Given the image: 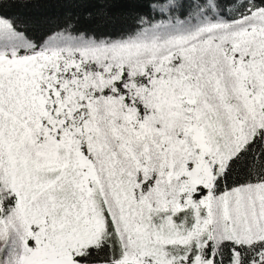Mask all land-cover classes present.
<instances>
[{
    "label": "snow or ice",
    "instance_id": "obj_1",
    "mask_svg": "<svg viewBox=\"0 0 264 264\" xmlns=\"http://www.w3.org/2000/svg\"><path fill=\"white\" fill-rule=\"evenodd\" d=\"M0 264H264V0H0Z\"/></svg>",
    "mask_w": 264,
    "mask_h": 264
},
{
    "label": "trees",
    "instance_id": "obj_2",
    "mask_svg": "<svg viewBox=\"0 0 264 264\" xmlns=\"http://www.w3.org/2000/svg\"><path fill=\"white\" fill-rule=\"evenodd\" d=\"M8 11H9V14H12L15 10H8ZM48 11L50 12V14L55 15L56 10H54V9H50V10H48Z\"/></svg>",
    "mask_w": 264,
    "mask_h": 264
}]
</instances>
